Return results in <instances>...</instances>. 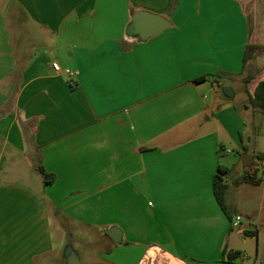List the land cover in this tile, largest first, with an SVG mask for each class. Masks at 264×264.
I'll return each instance as SVG.
<instances>
[{
	"label": "crops",
	"instance_id": "obj_1",
	"mask_svg": "<svg viewBox=\"0 0 264 264\" xmlns=\"http://www.w3.org/2000/svg\"><path fill=\"white\" fill-rule=\"evenodd\" d=\"M138 10L171 26L141 40ZM262 80L264 0H0V264H264V176L235 181Z\"/></svg>",
	"mask_w": 264,
	"mask_h": 264
},
{
	"label": "trees",
	"instance_id": "obj_2",
	"mask_svg": "<svg viewBox=\"0 0 264 264\" xmlns=\"http://www.w3.org/2000/svg\"><path fill=\"white\" fill-rule=\"evenodd\" d=\"M250 48L251 45H248L247 50L249 51ZM248 51L246 52L245 61H247V58L249 56ZM248 78L249 77H246L245 80L248 81ZM249 103L254 110H259L264 114V80L260 81L256 89L252 93H250ZM258 157L264 159V153H259ZM37 169L44 176L45 183H50L55 179V175L46 171L45 167L41 163L37 165ZM259 170L260 169L258 166H250L246 168L245 172L235 180L236 183L248 182L254 185L260 184L263 180V177L260 174ZM223 172L224 170L220 167L219 172L215 174L213 179V190L218 202L220 203L222 208L226 210V191L228 184L226 179L222 175ZM240 254V250H232L225 247L223 250V260L232 261Z\"/></svg>",
	"mask_w": 264,
	"mask_h": 264
},
{
	"label": "water",
	"instance_id": "obj_3",
	"mask_svg": "<svg viewBox=\"0 0 264 264\" xmlns=\"http://www.w3.org/2000/svg\"><path fill=\"white\" fill-rule=\"evenodd\" d=\"M171 26V21L164 15L149 12L146 10H138L132 14L130 32L138 35L141 40L147 39L153 35L159 34ZM222 92L226 97H232L234 91L231 86L224 85ZM243 164L250 166L257 164V161L251 157L244 155L242 157ZM114 227L109 230V233L114 237ZM120 240V239H117ZM69 264H79L77 255L72 252L69 256Z\"/></svg>",
	"mask_w": 264,
	"mask_h": 264
},
{
	"label": "rangeland",
	"instance_id": "obj_4",
	"mask_svg": "<svg viewBox=\"0 0 264 264\" xmlns=\"http://www.w3.org/2000/svg\"><path fill=\"white\" fill-rule=\"evenodd\" d=\"M236 90H237V93H238V98L240 97L239 94H240V88L237 84L236 86ZM257 136H258V141L256 142V145H253V144H250V151L252 148H257L258 150H262L264 151V123L262 125H260L257 129ZM262 160V165H261V172L260 174L262 176H264V159H261ZM260 189V188H259ZM257 244L258 242L256 240H252L248 246H247V254H248V258H247V262L249 261H252L255 259V255H256V252H257Z\"/></svg>",
	"mask_w": 264,
	"mask_h": 264
},
{
	"label": "built area",
	"instance_id": "obj_5",
	"mask_svg": "<svg viewBox=\"0 0 264 264\" xmlns=\"http://www.w3.org/2000/svg\"><path fill=\"white\" fill-rule=\"evenodd\" d=\"M53 67L57 72H64L68 78H69V82L72 85L76 84V71L71 69V68H63L60 63L58 62H53ZM223 86V81L218 79L214 82V88L215 89H220ZM241 220V216L237 215L235 220L232 221V225L233 226H237L240 223Z\"/></svg>",
	"mask_w": 264,
	"mask_h": 264
}]
</instances>
